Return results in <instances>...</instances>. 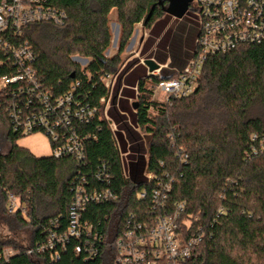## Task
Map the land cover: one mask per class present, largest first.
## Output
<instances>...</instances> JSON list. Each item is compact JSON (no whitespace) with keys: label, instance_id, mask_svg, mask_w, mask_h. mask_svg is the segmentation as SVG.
Here are the masks:
<instances>
[{"label":"trees","instance_id":"obj_1","mask_svg":"<svg viewBox=\"0 0 264 264\" xmlns=\"http://www.w3.org/2000/svg\"><path fill=\"white\" fill-rule=\"evenodd\" d=\"M48 2L66 12L65 24H29L22 29L21 39L33 46L34 70L53 97L66 93L78 81L74 97L81 103L96 104L107 94L100 77L119 70V55L137 23L142 22L149 31L140 54H146L157 38L158 58L165 59L167 48L176 44L167 27L171 16L163 10L167 0L162 4L158 0ZM113 9L119 25L117 52L106 57L112 40L109 14ZM72 56L88 59L87 68L81 71ZM187 56L182 57L175 48L170 62L182 66ZM132 63L121 70L112 103L120 78ZM136 69L124 78L127 87L121 91L119 109L147 136L146 150L126 115L114 106L109 110L122 149L130 150L127 178L104 120L95 119L82 128L95 135L85 142L82 165L71 158L37 157L18 146L16 140L27 135L13 130L7 112L17 87L0 90V251L8 247L17 250L8 261L0 259V264H115L110 243L120 231L122 219L129 212L142 215L146 207L137 197L144 185L145 167L155 175L167 171L175 177L169 203L185 201V214L196 217V225L206 232L185 264H264V42L243 44L208 57L195 91L170 105L151 102L148 87L174 73L162 68L158 76H146L145 71L135 74ZM11 70L0 65V77ZM134 86L137 94L130 88ZM135 96L136 114L127 102ZM179 151L187 155L185 163L177 158ZM100 162L110 167L111 186L118 200L90 205L83 214V219L99 220L98 230L108 240L99 246L98 255L88 260L75 255L76 240L70 241L55 262H50L46 253H28L46 239L49 229H55L52 221H57L59 231L66 227L75 177L80 174L90 180ZM7 193L20 199L24 215L7 213Z\"/></svg>","mask_w":264,"mask_h":264},{"label":"built area","instance_id":"obj_2","mask_svg":"<svg viewBox=\"0 0 264 264\" xmlns=\"http://www.w3.org/2000/svg\"><path fill=\"white\" fill-rule=\"evenodd\" d=\"M194 3L198 33L190 55L185 66L180 70L175 69L170 78L149 85V100L153 103L170 105L174 100L192 94L208 57L224 54L243 44L264 42V0H194ZM66 20V12L50 5L48 0H0V65L12 69L9 74L0 77V90L12 85L17 87L7 107L12 128L21 135L44 132L51 143L52 157L71 158L82 165L85 163V142L95 139L93 133L85 132L82 128L95 119L104 120L112 134L121 171L127 178L130 150L122 149L117 125L109 114L111 107L114 106L126 115L128 124L140 134L143 146L147 149V136L140 132L129 114L119 109L121 91L127 87L124 84L127 73L120 78L114 103L113 94L122 69L100 77L107 94L94 105L81 103L74 97L78 81L66 93L53 97L43 88L34 70L36 56L33 46L21 39L22 29L29 24L51 23L60 27ZM140 43L142 45L143 39ZM71 59H76L74 61L81 71L89 64L86 58L72 56ZM139 62L145 66L144 60ZM162 68H168V63L159 64V68L152 72L147 69L146 76H158ZM86 75L89 79L90 75ZM130 88L137 94V86ZM136 96L127 99L130 106ZM131 108L136 114V108ZM176 156L179 161L186 162L187 155L183 152L179 151ZM142 177L144 185L137 197L146 203V207L142 215L129 212L122 219L121 229L110 243L115 252L114 263H187L192 251L206 237V232L200 225H196V217L185 214V201L169 203L168 196L175 181L173 175L167 171L155 175L145 167ZM90 180L80 174L75 177L66 227L59 231L57 221H52L57 230L49 229L46 239L29 248L28 253H46L48 260L55 262L70 241L76 240L77 243L73 245L75 255L82 256L84 260L98 255L99 246L108 240L98 230L99 220L92 222L83 219V214L90 205L116 202L118 194L111 186L112 174L108 163L97 164ZM6 211L9 214L20 212L24 215L26 209L16 195L7 193ZM95 224H98L97 227ZM16 253L17 250L13 248H4L0 251V259L8 261Z\"/></svg>","mask_w":264,"mask_h":264},{"label":"rangeland","instance_id":"obj_3","mask_svg":"<svg viewBox=\"0 0 264 264\" xmlns=\"http://www.w3.org/2000/svg\"><path fill=\"white\" fill-rule=\"evenodd\" d=\"M109 23L112 33V40L109 49H107L104 53L107 57H111L117 52L119 25L117 23V13L115 9H113L109 14ZM167 27L171 30L173 35L172 38L174 39V42H176V44H173L172 48L170 49L167 48V51L165 53L167 57L165 59L158 58V55L161 52L156 46V43L158 41L157 38L155 39L154 45L151 47L150 50L147 51L146 54H140V50L142 48L140 40L143 39L144 42V40H146L147 36L149 35V31L148 29L144 28L141 23H139L134 26L127 45L125 46L123 52L119 55V64L121 63L119 69H124L126 65H128L130 62H133L130 68H134V66H137V69L134 73L142 74L143 71H145L146 75V66L141 65L139 62L140 60L145 59H153L156 63L162 65L168 63L167 70L169 72H173L175 71V69H178L177 65H174L170 62L172 53L175 51V48H177V52H180L182 57L185 53H188V55H190L194 39L198 33L197 16L195 13L194 0L190 2V6L185 15L181 19H175L171 17ZM74 60L76 61V59H73V61ZM127 102L129 103L128 100ZM16 144L22 148L28 149L37 157H46L51 155L50 140L48 136L42 131H36L27 136L19 137L16 140Z\"/></svg>","mask_w":264,"mask_h":264},{"label":"water","instance_id":"obj_4","mask_svg":"<svg viewBox=\"0 0 264 264\" xmlns=\"http://www.w3.org/2000/svg\"><path fill=\"white\" fill-rule=\"evenodd\" d=\"M158 1L160 4H162V0H158ZM191 1L192 0H167V4L165 6H163V10L166 14L170 15L172 18L181 19L185 15V13L187 12L189 4ZM188 57H189V55L187 56V58ZM144 64H145V66L149 72H152V71L159 68V64L156 63L153 59H145ZM185 64H186V61H185ZM185 64L182 66H179V67L177 66L178 70L182 69L185 66ZM163 69L167 70V68H163ZM172 73H174V71L170 72V74H172ZM72 77H73V75H72ZM168 78H170V77H168ZM132 107L136 108L137 104L133 103Z\"/></svg>","mask_w":264,"mask_h":264},{"label":"crops","instance_id":"obj_5","mask_svg":"<svg viewBox=\"0 0 264 264\" xmlns=\"http://www.w3.org/2000/svg\"><path fill=\"white\" fill-rule=\"evenodd\" d=\"M133 68H131L130 70H129V72L132 70ZM129 72H127V74L129 73ZM36 156V155H35Z\"/></svg>","mask_w":264,"mask_h":264},{"label":"flooded vegetation","instance_id":"obj_6","mask_svg":"<svg viewBox=\"0 0 264 264\" xmlns=\"http://www.w3.org/2000/svg\"><path fill=\"white\" fill-rule=\"evenodd\" d=\"M189 6H190V4H189ZM189 8V7H188Z\"/></svg>","mask_w":264,"mask_h":264}]
</instances>
